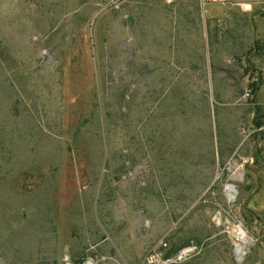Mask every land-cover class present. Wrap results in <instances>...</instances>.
<instances>
[{
  "label": "rangeland",
  "instance_id": "1",
  "mask_svg": "<svg viewBox=\"0 0 264 264\" xmlns=\"http://www.w3.org/2000/svg\"><path fill=\"white\" fill-rule=\"evenodd\" d=\"M263 188L264 0H0V264H264Z\"/></svg>",
  "mask_w": 264,
  "mask_h": 264
},
{
  "label": "built area",
  "instance_id": "2",
  "mask_svg": "<svg viewBox=\"0 0 264 264\" xmlns=\"http://www.w3.org/2000/svg\"><path fill=\"white\" fill-rule=\"evenodd\" d=\"M116 3L121 2L122 0H113ZM165 3H170L173 0H162ZM201 2L204 5H218V6H227V7H240L243 10H247L251 7L252 3L254 0H201ZM260 217L262 218V244L264 247V188L261 192V197H260ZM241 228V224L236 225V234L238 235L237 237V242L234 243H239L245 247V245L251 240L252 238L247 236L245 237V241L240 238V235L237 232V229ZM242 229V228H241ZM246 234V233H245ZM197 246L194 244H190L184 248H182L180 251L175 253L173 256L166 257V258H161L157 253H150L146 256V262L148 264H168V263H175L179 262L183 259H185L189 254L195 252L197 250ZM89 264V262H87Z\"/></svg>",
  "mask_w": 264,
  "mask_h": 264
},
{
  "label": "crops",
  "instance_id": "3",
  "mask_svg": "<svg viewBox=\"0 0 264 264\" xmlns=\"http://www.w3.org/2000/svg\"><path fill=\"white\" fill-rule=\"evenodd\" d=\"M205 54H206V52H205ZM175 71H176V73L174 74V81L178 80V79H181L183 81H182L181 84L178 83V85L189 86L190 85V80H191L190 77L192 76V71H195V70H193L192 67L189 65L188 67L183 66L182 68H176ZM203 71L206 74L208 73V68H207L206 64L203 65Z\"/></svg>",
  "mask_w": 264,
  "mask_h": 264
},
{
  "label": "bare ground",
  "instance_id": "4",
  "mask_svg": "<svg viewBox=\"0 0 264 264\" xmlns=\"http://www.w3.org/2000/svg\"><path fill=\"white\" fill-rule=\"evenodd\" d=\"M226 192H227L229 198L232 197L235 193L234 186L232 184H227L226 185ZM237 232L240 235V238L245 241L246 234H245L244 230L241 228H238ZM239 248L241 249L242 247L240 246Z\"/></svg>",
  "mask_w": 264,
  "mask_h": 264
},
{
  "label": "trees",
  "instance_id": "5",
  "mask_svg": "<svg viewBox=\"0 0 264 264\" xmlns=\"http://www.w3.org/2000/svg\"><path fill=\"white\" fill-rule=\"evenodd\" d=\"M262 221V218H259Z\"/></svg>",
  "mask_w": 264,
  "mask_h": 264
}]
</instances>
